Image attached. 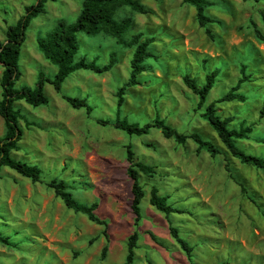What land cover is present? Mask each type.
<instances>
[{"label":"rangeland","instance_id":"1","mask_svg":"<svg viewBox=\"0 0 264 264\" xmlns=\"http://www.w3.org/2000/svg\"><path fill=\"white\" fill-rule=\"evenodd\" d=\"M82 1H48L44 14L32 20L21 46V78L16 88H34L39 74L54 78L57 69L38 51L37 39L56 29L59 22L74 24ZM207 1L205 15L212 22L204 28L196 21L195 9L181 0H139L150 10L145 15L128 7L117 11L116 21H133L125 40L136 34L142 35L141 40L153 38L149 51L154 56L145 61L139 85L125 89L119 117L140 125L163 120L179 134H198L219 154L198 151L191 139L178 144L157 129L129 136L111 125L97 124V120L115 119L116 94L129 78L134 48L118 45L105 34L77 33L75 60L84 58L103 66L114 53L117 63L103 74L72 73L59 94L45 83V106L15 103L23 117V135L12 156L37 166L41 182L32 183L1 168L0 234L10 245L0 243V264H123L126 240L134 232L138 241L133 264H264V174L232 158L201 117L206 106L225 95L242 76L247 77L238 91L245 101L218 104L217 114L222 119L234 117L230 129L250 128L249 137L237 145L246 154L264 158V116L260 114L264 44L254 34L255 27L264 35V0ZM33 4L35 0H0V42L25 7ZM213 70H218V76L204 105L198 107L199 98L186 88L182 77L189 75L202 85ZM61 95L87 99L92 112L71 108ZM3 133L0 117V137ZM127 146L136 162L154 168L151 177L139 174L145 196L136 226L130 208L131 180L126 174ZM53 179L65 182L79 203L98 204L95 214L107 223L108 242L102 226L67 209L46 186ZM153 186L168 197V204L188 213L166 217L157 211L149 204ZM170 226L192 248L190 258L170 236ZM105 246L107 251L101 256Z\"/></svg>","mask_w":264,"mask_h":264},{"label":"trees","instance_id":"2","mask_svg":"<svg viewBox=\"0 0 264 264\" xmlns=\"http://www.w3.org/2000/svg\"><path fill=\"white\" fill-rule=\"evenodd\" d=\"M56 2L59 0H35V4L25 7L24 14L17 20L14 25L9 26L5 31V39L0 42V65L2 72L0 75V117L4 123V133L0 137V170L6 167L18 175L30 180L32 183L41 182V172L37 166L29 165L13 158L12 153L19 149V142L23 135L20 121L23 117L20 112L15 109V103L23 101L31 107L45 106L48 104V98L44 93L45 83L53 86V89L59 94L64 81L74 72L78 70L90 71L94 74H103L110 71L117 63L116 54L111 53L107 64L100 66L95 61H87L82 58L75 60L77 54V33H84L88 36H96L105 34L112 37L118 45L125 48H134L132 58L130 60V73L126 83L117 91V112L114 121L97 120L99 125H111L115 129L125 132L129 136L148 135L152 129L161 132L164 138L173 139L176 143L183 145L187 139H191L196 145L197 150H204L211 156L218 155V150L214 145L203 140L198 134L190 135L179 134L165 124L163 120L154 119L140 125L137 122H129L119 117V108L123 101V95L126 88L139 85L138 77L146 71L145 61L154 56L149 51V45L153 42V38H144L142 35L136 34L130 40H125L124 36L133 27V21L130 18H122L119 21L114 19V15L122 7H128L132 12L145 15L150 10L139 3V0H83L80 12L74 24L68 25L59 22L56 29L48 32L45 37L37 39V48L43 58L56 67L57 72L53 79L45 78L43 74L38 75V81L34 88L21 87L16 88V82L21 78L19 70V57L21 46L25 41L26 32L32 22L38 15L44 14L45 4L48 2ZM242 2L259 0H241ZM183 4L189 5L195 9L196 21L199 27L204 28L212 21L206 17L205 10L209 6L207 0H181ZM261 19L264 22V12L261 13ZM209 34V31L206 30ZM254 34L258 41L264 44V35L254 27ZM218 70H213L204 77V83L199 85L194 78L189 75L182 77V82L188 90L199 98L198 107H202L206 98L211 91ZM243 75V70L241 72ZM247 81V77L242 76L234 87H232L225 95L214 100L206 106L201 117L209 124L216 134L225 151L234 159L238 160L242 165H247L261 171L264 174V158L246 154L241 150L237 141L247 139L251 133L250 128L240 126L238 130L230 129L229 124L234 117L221 118L217 111L216 105L221 103H229L232 101L244 102L245 97L238 91L242 83ZM61 98L73 109H84L87 114L92 112V107L87 99L77 97H69L61 95ZM264 116V107L261 110ZM26 124V121H25ZM126 161L128 167L126 174L131 180V210L135 216V226L140 219V203L145 196L143 188L139 182V174L151 177L154 174V168L142 163L136 162L134 153L130 146L126 148ZM229 172V170H227ZM232 178V176H231ZM242 193H245V187L242 183H237ZM46 186L53 190L55 196L59 198L67 209L75 213L84 215L88 221L103 227V235L108 242L107 223L99 219L95 211L98 208L97 203L85 205L76 201L65 182L53 179L46 183ZM168 197L161 195L158 188L151 187L149 191V204L157 211L163 213L166 217L171 214L188 213L183 210L174 208L167 203ZM170 236L179 245L181 250L187 257H191L192 248L183 240L178 230L169 227ZM152 239H154L152 237ZM138 233H132L126 240V256L123 264L134 263V250L137 247ZM0 243L10 245L7 237L0 234ZM107 251L105 246L102 249L101 256Z\"/></svg>","mask_w":264,"mask_h":264}]
</instances>
